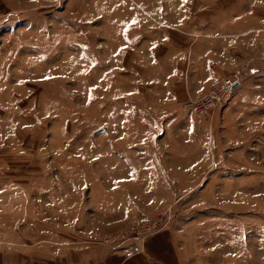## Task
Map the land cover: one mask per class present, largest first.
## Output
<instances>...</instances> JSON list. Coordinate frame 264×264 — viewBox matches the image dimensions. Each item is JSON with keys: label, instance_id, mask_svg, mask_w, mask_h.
I'll return each instance as SVG.
<instances>
[{"label": "rangeland", "instance_id": "374dc122", "mask_svg": "<svg viewBox=\"0 0 264 264\" xmlns=\"http://www.w3.org/2000/svg\"><path fill=\"white\" fill-rule=\"evenodd\" d=\"M0 125V264H264V0H0Z\"/></svg>", "mask_w": 264, "mask_h": 264}, {"label": "built area", "instance_id": "2783aa9c", "mask_svg": "<svg viewBox=\"0 0 264 264\" xmlns=\"http://www.w3.org/2000/svg\"><path fill=\"white\" fill-rule=\"evenodd\" d=\"M213 63V59L208 60ZM239 68L234 67L225 74H213L210 78L209 87L202 93L191 96L185 94L182 98V105L193 113L205 114L217 102L223 100L226 94L231 90L233 85L238 81ZM159 216V211L154 213V218ZM152 219V220H153ZM122 235V233H121ZM8 244V240L0 233V246ZM123 256H129L140 249V245L136 242L128 241L120 246Z\"/></svg>", "mask_w": 264, "mask_h": 264}, {"label": "crops", "instance_id": "0c3cea01", "mask_svg": "<svg viewBox=\"0 0 264 264\" xmlns=\"http://www.w3.org/2000/svg\"><path fill=\"white\" fill-rule=\"evenodd\" d=\"M6 127L7 126L5 125L3 128H1V125H0V209L3 208V206H4L2 204L3 203L2 200L5 202L8 201L7 195L9 192L8 191V179H7L8 159H7V132H6L7 128ZM1 129H5L4 130L5 133L1 132ZM2 137L4 138L3 141H2ZM2 150H3V152H2ZM14 201L16 202L17 198H15ZM46 212L48 214V211H46ZM0 215H1V212H0ZM162 232L163 231L155 232V233L150 234V235L146 234L143 236L144 237L143 239L141 238L140 243H141V248H142L141 250H144L143 255L138 254V255L134 256L136 253H138L140 251L139 250V251H136L129 256H123L122 250L119 247V253H117V254L109 253L105 257L107 260L118 257L120 260L119 263H122V264H130L133 262V260L138 261L139 259H141L139 261H143V263H148V262L150 263L154 260L156 262L158 261V263H160V259L157 260V258H159V256L155 257V255L158 254L159 250L165 248V246L160 245L161 243L160 244L158 243V240L162 239V235H163Z\"/></svg>", "mask_w": 264, "mask_h": 264}]
</instances>
